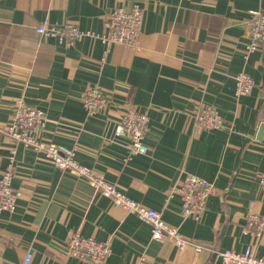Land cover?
<instances>
[{
    "label": "crops",
    "instance_id": "obj_1",
    "mask_svg": "<svg viewBox=\"0 0 264 264\" xmlns=\"http://www.w3.org/2000/svg\"><path fill=\"white\" fill-rule=\"evenodd\" d=\"M122 6L143 11L136 49L95 38ZM252 11L264 15V0H0V129L19 101L43 110L44 142L74 149L80 165L204 248L180 252L170 241H153L147 224L86 180L0 134V176L12 164L20 193L15 211L0 214V264H21L29 253L32 264H90L66 255L71 232L110 243L103 264H221L218 252L249 246L264 259V235L243 232L253 201L264 213V47L247 52L243 23ZM45 21L73 23L95 37L67 47L36 33ZM241 73L255 88L237 97ZM93 87L109 108L90 116L83 99ZM205 107L219 113L224 129L197 127ZM127 109L148 114L146 156L130 158V139L114 136ZM188 174L216 188L198 221L183 219L180 198L169 197Z\"/></svg>",
    "mask_w": 264,
    "mask_h": 264
},
{
    "label": "built area",
    "instance_id": "obj_2",
    "mask_svg": "<svg viewBox=\"0 0 264 264\" xmlns=\"http://www.w3.org/2000/svg\"><path fill=\"white\" fill-rule=\"evenodd\" d=\"M143 19V11L139 6H122L117 7L107 17L105 32L97 37L90 33H84L73 23L53 25L49 21L38 26L36 33L55 39L67 47H73L84 37L92 36L102 41L108 48L121 45L136 49ZM243 24L250 32L251 37L247 52L253 53L264 47V15L262 12L252 11L250 17ZM235 81L237 97L250 95L255 88L253 80L246 74L237 75ZM148 104L150 105V101ZM83 106L90 116H95L108 110L109 101L98 87H93L85 93ZM195 122L197 127L203 131H219L225 127V121L212 107L200 110L196 115ZM46 123V113L43 110L29 107L23 101H19L6 127L0 129V134L10 138L18 145L42 154L56 169L69 171L86 180L100 196L109 200L115 208L121 209L127 215L135 216L147 224L151 229L153 241L158 243L170 241L180 252L188 247L195 248L196 252L204 250V248L186 240L178 229L166 224L161 212L131 200L115 185L107 181L102 174L80 165L75 159L74 149L44 142L41 135L46 128ZM148 132V114L135 109H127L116 125L114 136L130 139V158H132L148 155L149 149L145 143ZM259 142L264 147V140ZM10 155L13 160L16 152L11 151ZM13 179L14 167L11 164L0 176V214L13 213L16 209L20 193L13 189ZM259 188L264 194V173L259 176ZM214 195H216V188L212 183L188 174L181 184L171 190L169 197L170 199L175 196L180 198L183 219L198 221L206 210L208 200ZM256 206L257 203L253 201L246 215V226L243 232L244 235L261 239L264 235V213L257 212ZM111 253L110 243L84 238L77 232L69 234L66 255L70 258L84 263L103 264L111 256ZM217 257L221 264H264V259L257 258L250 246L244 253L225 250L218 252ZM32 261L33 255L29 253L21 264H32Z\"/></svg>",
    "mask_w": 264,
    "mask_h": 264
}]
</instances>
